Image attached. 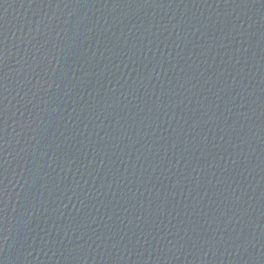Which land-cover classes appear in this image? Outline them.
<instances>
[{
  "label": "water",
  "instance_id": "95a60500",
  "mask_svg": "<svg viewBox=\"0 0 264 264\" xmlns=\"http://www.w3.org/2000/svg\"><path fill=\"white\" fill-rule=\"evenodd\" d=\"M0 264H264V0H0Z\"/></svg>",
  "mask_w": 264,
  "mask_h": 264
}]
</instances>
